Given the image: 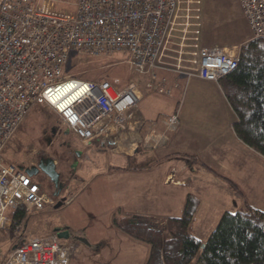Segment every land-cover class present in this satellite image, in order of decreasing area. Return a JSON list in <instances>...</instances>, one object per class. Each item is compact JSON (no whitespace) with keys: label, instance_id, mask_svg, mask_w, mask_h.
I'll use <instances>...</instances> for the list:
<instances>
[{"label":"built area","instance_id":"2783aa9c","mask_svg":"<svg viewBox=\"0 0 264 264\" xmlns=\"http://www.w3.org/2000/svg\"><path fill=\"white\" fill-rule=\"evenodd\" d=\"M239 3L251 39L264 38V0ZM200 6L201 0H76L73 9H64L55 0H0V152L38 102L85 142L139 123L133 117L141 99L135 85L117 89L106 77L67 75L72 53H123L147 78L146 87L163 95L175 92L182 77L218 82L229 74L241 45L204 46ZM176 120L174 113L169 121ZM20 205L42 210L52 199L0 156V264H69L73 244L56 234L29 236L3 250L10 238L7 210Z\"/></svg>","mask_w":264,"mask_h":264},{"label":"rangeland","instance_id":"374dc122","mask_svg":"<svg viewBox=\"0 0 264 264\" xmlns=\"http://www.w3.org/2000/svg\"><path fill=\"white\" fill-rule=\"evenodd\" d=\"M55 1L57 7L64 9H73L76 2V0ZM201 7L203 8L200 9L202 24L200 36L204 46L244 45L251 39L250 29L240 15V4L238 8L236 0H206ZM212 24L215 25L214 31L211 30ZM120 57L123 58L119 60ZM190 57L189 54L188 58ZM125 58L123 53L109 58L79 57L72 53L65 72L67 75L80 78L106 77L117 89L133 84L141 97L144 91L148 98L151 92L145 86L147 78L134 71ZM147 104L148 101L144 104L145 109L148 108ZM52 129L55 130L53 133L50 131ZM112 133L114 135L111 136L118 137L117 131L112 130ZM121 146L123 148V144ZM111 148L115 146L100 150L101 153H96L97 149H85L83 142L71 130L61 125L58 114L50 107L48 109L43 102H38L32 107L27 117L17 125L1 150V156L5 162L16 166L19 164L28 166L38 158V155L55 160L63 191L60 196L52 195L55 191L53 183L47 179L42 180L47 183L52 205H47L40 211L29 210L24 234L47 236L58 228L82 236L84 241L66 239L73 244L69 264H144L149 251L148 245L121 233L113 225L114 217L132 216L133 213L142 211L143 214L140 215L162 222L165 218L172 216L170 210L183 208L181 204H174V200L177 201L175 198L169 199V194L176 192L175 187L170 184L156 185L153 190L158 194L154 196L156 201L141 199V197L134 198L132 194H128L129 189L132 191L136 185H141L144 181L142 178L148 173L138 175L135 172L132 173L133 171L125 172L124 169L108 171V161L112 153L107 150ZM77 151H82L79 162L75 155ZM180 158L185 160V157ZM75 161H77L76 165L73 164ZM79 167L92 169V173L83 172L79 170ZM170 174L172 176L169 181L173 183L178 177L173 170ZM39 175L33 178L39 180ZM200 178L203 179L204 175ZM199 183L201 182H195L194 186ZM258 185L264 186V174ZM181 189L182 192L187 193L186 188ZM216 191L219 193L218 201L205 200L203 209L219 211L240 206L238 199L234 198L233 201V198H227L220 188ZM247 194L249 202L253 205L259 202L260 204L255 206L264 211V187ZM61 198H63L62 204L55 208L54 205ZM188 200L190 201L187 198L186 202ZM195 222L197 228L205 230L201 232L200 239L206 240L213 228V226L210 228L211 225L216 221L213 217L207 216L205 220ZM22 237L24 238V235ZM5 244H1L3 250L6 249Z\"/></svg>","mask_w":264,"mask_h":264},{"label":"crops","instance_id":"0c3cea01","mask_svg":"<svg viewBox=\"0 0 264 264\" xmlns=\"http://www.w3.org/2000/svg\"><path fill=\"white\" fill-rule=\"evenodd\" d=\"M204 1L206 0H201V6ZM236 1L239 8L240 0ZM240 15L242 16L241 13ZM211 27V30L215 29L214 24ZM161 73L158 71V75ZM181 83L170 95H163L146 87L151 92L150 97L146 98L147 93L142 91L139 101L141 105L138 103L133 116L139 123H128L118 137L107 135L108 139L97 137L85 142L75 135L83 142L85 149H97L96 153L115 146L107 150L112 153L108 161V171L113 172L119 169L117 167H121L125 172L133 171L132 173L138 175L148 173L142 178V186L136 185L139 189H129L128 194H132L134 198L156 201L158 194L153 191L156 185L170 184L175 187L176 192L169 194V199L175 198L177 201L174 200V204H181L183 208L170 210L172 216L169 217L191 218L192 232L198 237H201V232L205 230L197 228L195 221L205 220L207 216L213 217L216 222L231 219L264 224V211L255 206L260 203L251 204L247 194L264 187L258 185L264 174V157L239 140L233 132L232 124L237 118L219 82H209L193 75L189 79L182 77ZM147 101L148 108L145 109L144 104ZM174 113H177V120L171 123L169 118ZM121 139L124 140L123 148L119 144ZM75 155L79 162L82 151H77ZM180 157H185V160ZM74 163L76 165L77 161ZM79 170L92 173V169L88 168L79 167ZM172 170L178 178L170 183ZM201 175H204L203 179L200 178ZM195 182L201 183L194 186ZM181 188H186L187 193L182 192ZM218 188L225 192L227 198H233V201L234 198L238 199L240 206L219 211L203 209L205 200L218 201ZM187 198L190 199L187 201L189 207L185 206ZM246 204L263 215L238 213V210H244ZM11 212L12 209H8L7 214ZM133 214L140 215L143 212ZM216 222H213L210 228H214ZM4 243L7 247L15 242L9 238Z\"/></svg>","mask_w":264,"mask_h":264},{"label":"trees","instance_id":"16d2710c","mask_svg":"<svg viewBox=\"0 0 264 264\" xmlns=\"http://www.w3.org/2000/svg\"><path fill=\"white\" fill-rule=\"evenodd\" d=\"M218 82L237 118L233 132L264 157V38L241 45L236 68ZM28 212L20 205L8 214L14 244L27 239L24 230ZM238 213L263 215L248 204ZM112 222L121 233L148 245L144 264H264V224L219 220L202 240L192 232L189 217H168L157 222L144 215H132L114 217Z\"/></svg>","mask_w":264,"mask_h":264},{"label":"water","instance_id":"95a60500","mask_svg":"<svg viewBox=\"0 0 264 264\" xmlns=\"http://www.w3.org/2000/svg\"><path fill=\"white\" fill-rule=\"evenodd\" d=\"M19 169L24 171L25 174H27L30 177H35L37 174L42 173L44 176H46L54 185L55 191L52 192V195L54 196H59L60 191L62 189V185L59 182V172L57 171L56 168V163L53 158L50 157H44L43 159L40 160V162L36 164H31L28 166H19ZM37 180V179H36ZM37 182L40 184L42 190L49 194V190L47 189V183L45 181L37 180ZM63 198L59 200L54 207H59L62 204ZM54 232L59 238L63 239H74L84 241V238L78 234H71L67 230H61V229H54Z\"/></svg>","mask_w":264,"mask_h":264},{"label":"flooded vegetation","instance_id":"af4514ba","mask_svg":"<svg viewBox=\"0 0 264 264\" xmlns=\"http://www.w3.org/2000/svg\"><path fill=\"white\" fill-rule=\"evenodd\" d=\"M52 133H53V131H55L54 129H52V130H50ZM44 157H42V155H38V158L37 159H35L33 162H31V164H38L39 162H40V160L41 159H43ZM30 164V165H31ZM40 174V175H39ZM39 174H37V175H39L40 176V178H39V180H43V179H47V180H49L46 176H44L42 173H39ZM36 175V176H37ZM59 178H60V174H59ZM59 182H60V179H59ZM61 184V183H60ZM62 191H63V188L61 189V191H60V194H59V196L61 195V193H62Z\"/></svg>","mask_w":264,"mask_h":264},{"label":"bare ground","instance_id":"6f19581e","mask_svg":"<svg viewBox=\"0 0 264 264\" xmlns=\"http://www.w3.org/2000/svg\"><path fill=\"white\" fill-rule=\"evenodd\" d=\"M103 135H104V134H103ZM104 138H105V139H108V136H107V135H104ZM123 138H124V137H123ZM123 142H124V140H123V139H121L119 144H120V145H122V144H123Z\"/></svg>","mask_w":264,"mask_h":264}]
</instances>
